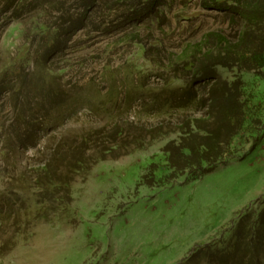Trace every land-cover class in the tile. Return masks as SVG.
<instances>
[{
  "label": "rangeland",
  "instance_id": "obj_1",
  "mask_svg": "<svg viewBox=\"0 0 264 264\" xmlns=\"http://www.w3.org/2000/svg\"><path fill=\"white\" fill-rule=\"evenodd\" d=\"M9 1L0 0V66L10 59L9 63L21 67V48L28 49L30 56L39 54L41 41L33 36L36 23L57 26L66 17L63 13L71 18L81 14L75 11L79 0H61L62 8H52L60 2L53 1L40 9L39 0L19 1L20 7ZM139 1L98 0L61 56L46 61L47 66L61 70L51 83L65 95L51 111V122H44L43 141L50 143L60 136L77 139L124 122L133 128L164 122L172 129L175 119L200 111L178 109L161 117L160 102L153 103L151 97L158 95L162 100L171 90L182 91L185 76L173 80L179 71L169 69L172 59L198 43L204 33L220 30L229 35L230 20L222 11L203 8V0H157L150 13H133L132 5L141 6ZM5 7L20 16L13 19ZM216 70L222 79H231L223 68ZM241 77L252 100L264 108V67L261 74L246 72ZM51 83L45 88H52ZM10 94L7 91L2 97ZM3 109L2 120L13 118L9 103ZM262 121L264 126V113ZM250 135L235 158L195 179L180 174L170 180L165 166L148 174L151 153L167 140L98 161L85 179L71 183L70 205L49 222L27 226L29 212L27 222L22 216L17 228L15 216L9 217V210H4L0 243L13 235L17 240L0 254V264H180L194 247L227 238L238 214L262 209L264 129H253ZM22 148L17 151L20 154L8 155L7 161L0 159V173L18 171L14 176L7 174L4 183L11 180L9 176L18 178L19 172L39 165L34 150ZM160 160L165 162L162 156Z\"/></svg>",
  "mask_w": 264,
  "mask_h": 264
},
{
  "label": "trees",
  "instance_id": "obj_2",
  "mask_svg": "<svg viewBox=\"0 0 264 264\" xmlns=\"http://www.w3.org/2000/svg\"><path fill=\"white\" fill-rule=\"evenodd\" d=\"M19 1L22 0H10L9 4L20 7ZM53 1L59 0H39L37 8L47 7ZM156 1L140 0L138 7H134L137 2L131 3V10L150 13ZM97 2L79 0L75 11L81 10L80 16L71 18L70 13H63L66 17H61L62 22L57 26L36 23L33 36L40 38L41 46L36 52L39 54L30 56L28 49L21 48L19 58L24 61L21 67L9 63L10 59L0 66V159L7 161V156L18 154L22 146L24 151L33 149L39 157L38 166L19 172L18 178L9 176L8 183H4L5 176L17 175V169L0 173V221H4V210H9V217L15 216L13 223L18 224L17 228L22 216L24 223L27 222L29 212L31 217L26 225L33 228L38 222H49L65 211L71 201V183L77 178L85 179L100 160L118 158L147 148L153 141L167 140L151 153L148 174L152 176L155 169L165 166L170 180L180 174L195 179L214 165L235 158L243 140L251 137V130L264 129V108L252 100L253 94L241 77L246 72L261 74L264 67V0H203V8L226 13L230 20L229 35L220 30L204 33L198 43L183 50L169 66L174 73L179 71L174 81L185 76L184 89L171 90L162 100H158V95L151 97L153 103L160 102L161 117L173 115V110L189 108L200 110L197 115L175 119L172 129L161 124L164 122L137 128L124 122L77 139L60 136L50 143L43 141L44 122H51V111L64 101L65 95L59 85L51 83L61 70L47 66L46 61L61 56L72 37L84 27L85 14ZM63 4L60 0L52 8H62ZM5 8L10 11V7ZM17 12L11 9L13 19L20 16ZM219 67L230 73V80L222 79L216 70ZM49 82L53 87L45 88ZM7 91L11 94L2 97ZM7 103L11 105L13 118L4 121L2 114ZM169 134L174 137L167 139ZM161 156L164 163H160ZM16 240L17 235H13L2 241L0 254L9 251ZM263 254L264 205L258 212L238 214L227 238H214L194 247L180 264H264Z\"/></svg>",
  "mask_w": 264,
  "mask_h": 264
}]
</instances>
